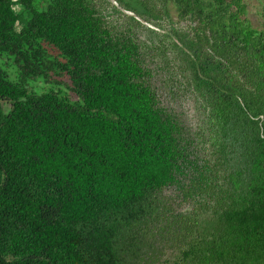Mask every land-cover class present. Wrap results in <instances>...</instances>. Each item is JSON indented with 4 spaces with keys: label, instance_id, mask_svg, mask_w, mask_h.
<instances>
[{
    "label": "trees",
    "instance_id": "trees-1",
    "mask_svg": "<svg viewBox=\"0 0 264 264\" xmlns=\"http://www.w3.org/2000/svg\"><path fill=\"white\" fill-rule=\"evenodd\" d=\"M114 1L185 27L0 0V264H264V7L255 27L245 0ZM151 55L200 101L196 131Z\"/></svg>",
    "mask_w": 264,
    "mask_h": 264
},
{
    "label": "rangeland",
    "instance_id": "rangeland-1",
    "mask_svg": "<svg viewBox=\"0 0 264 264\" xmlns=\"http://www.w3.org/2000/svg\"><path fill=\"white\" fill-rule=\"evenodd\" d=\"M247 5V17L249 21L255 27L261 25L263 18H261L262 8L264 7L263 0H245ZM170 17L165 19V24L162 23L164 29H158L152 23H146L140 19L141 23L150 29H154L161 34H165L166 30L170 31L171 28H183L185 24L178 23L176 19V12L172 5H170ZM143 21V22H142ZM136 33L141 37L142 40H149L151 35L141 28H136ZM154 53V52H153ZM149 61L153 62L155 71V76L152 79L153 85L158 88V93L161 99V102L173 110L179 118L189 126L193 131H196L198 127H202L203 122L205 121V116L200 106V101H198L195 95L189 93L185 88L184 84L179 85L176 81L168 80V71L165 69V66L161 64L160 58L156 55H151L148 57ZM29 87L33 89L36 93H45L48 90V87L43 89L42 83L39 85L37 83H30ZM5 109L6 106H5ZM170 203L179 210V211H189L191 209V204L189 201L185 202L174 189L168 191Z\"/></svg>",
    "mask_w": 264,
    "mask_h": 264
},
{
    "label": "water",
    "instance_id": "water-1",
    "mask_svg": "<svg viewBox=\"0 0 264 264\" xmlns=\"http://www.w3.org/2000/svg\"><path fill=\"white\" fill-rule=\"evenodd\" d=\"M109 1H110L113 5H115V6H116L121 12H123L124 14L136 18V16L133 15L132 13L127 12V11L123 10L122 8H120L114 0H109ZM136 19L139 20V21H141L139 18H136ZM142 22H143V21H142Z\"/></svg>",
    "mask_w": 264,
    "mask_h": 264
}]
</instances>
